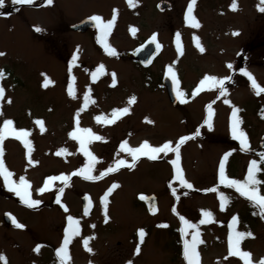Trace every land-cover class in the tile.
Here are the masks:
<instances>
[{"label":"rangeland","instance_id":"374dc122","mask_svg":"<svg viewBox=\"0 0 264 264\" xmlns=\"http://www.w3.org/2000/svg\"><path fill=\"white\" fill-rule=\"evenodd\" d=\"M160 1L164 0H52L51 4L33 0L14 5L4 0L0 8V52L4 53L0 56L4 72L0 128L11 120L15 131L27 132L31 152L21 140L6 135L0 142V159L16 185L23 178L29 198L40 203L29 207L0 176V256L5 258L0 264H60L57 250L69 227L68 216L78 222L74 227L79 232L70 239L66 264H188L184 241L191 242L196 231L202 241L196 247L197 264H244L239 256L229 254L230 232H250L251 236L241 239L240 251L250 253L251 264L264 260V218L258 207L219 180L225 154H229L226 177L241 182L255 160L260 181L256 188L264 195V148L260 146L264 91L259 97L250 93V80L243 74H251L264 89V0H166L171 9L164 13L155 7ZM190 4L197 27L185 19ZM89 16H100L105 24L112 21L104 43L116 55L105 51L98 27L79 34L71 29ZM150 35L156 36L162 50L145 71L127 53ZM167 73L176 79L183 103L180 98L173 105L167 97L162 84ZM206 76L224 81L223 95L216 81L201 86ZM209 105L211 127L205 123ZM233 111L248 150L242 151L232 137ZM37 120L42 124H36ZM84 129L101 139H90ZM74 132L78 138L70 135ZM185 136L189 139L180 144L177 166L191 189L176 179L171 163L176 151L158 153L155 160L140 154L133 166L128 148L147 142L150 147L169 143L175 149ZM82 141L95 161L81 150ZM90 163V175L99 179L74 175ZM109 167L114 171L108 172ZM61 176L70 178L67 184L50 181ZM45 182L50 187L41 193ZM113 184L118 186L102 204ZM151 194L159 205L152 215L138 202L139 196ZM221 194L227 197L223 210ZM83 196L90 197L87 214L81 205ZM204 211L212 217H204ZM5 213L22 227L4 223ZM181 216L196 226L185 228L183 236ZM233 217L237 223L230 229ZM140 230L145 233L143 243ZM85 240L91 251L86 250Z\"/></svg>","mask_w":264,"mask_h":264},{"label":"snow or ice","instance_id":"6c2138e0","mask_svg":"<svg viewBox=\"0 0 264 264\" xmlns=\"http://www.w3.org/2000/svg\"><path fill=\"white\" fill-rule=\"evenodd\" d=\"M32 2H33V0H12V3L14 5H16V4H21V5L31 4ZM193 2H194V0H193ZM48 3L51 4L52 0H48ZM130 3H131V0H130ZM3 7H4V0H0V8H3ZM235 7H236V5L234 3L233 9H235ZM261 11H264V8H261ZM191 13H192V6L190 4L188 7V14L186 15L185 19L190 21V23L193 27H197L198 24L195 21V19L192 17ZM91 20L94 21L96 23V26L101 30V36L98 37V39L101 41V43L104 44L105 51L109 55H116L115 50L110 48L106 43H104V39L107 37L109 31L111 30L112 21H109L107 24H105L102 22L100 16H92ZM113 20H115V16H113ZM36 30L40 31V29H36ZM132 31L135 32L136 30L132 29ZM155 40H156V36L153 35L152 41L155 42ZM177 46L179 49V35H177ZM197 46L199 47V44ZM157 47H159L158 44H157ZM200 50L203 51V48H201ZM2 55H4V53L0 52V56H2ZM75 59H76V57L74 56L73 60H75ZM229 67H231V65H229ZM102 69H103V66L98 68L97 72L102 71ZM169 71L170 72L172 71L171 68L169 69ZM243 74L246 75L248 77V79L252 82L253 89H255L258 93L260 91H264V89L259 88V86L256 84L255 80L252 78L251 74H249L247 72H244ZM3 78H4V72L2 70H0V79H3ZM93 79H95V74H93ZM207 81H216V77L206 76L204 78V81L201 82V86H203V84ZM216 82L220 86L221 95H223L225 92V89L223 87L224 81L219 80ZM48 83L49 82L46 80L45 86H47ZM113 83H115V74H113ZM197 91H199V89H197ZM3 94H4V90H3V88H0V98L3 97ZM69 95H72L71 89L69 90ZM177 97L181 98V103L184 102L182 99V97H183L182 92L177 91ZM85 99L87 101V96L85 97ZM134 101H135V97H133L131 100H129V104L133 103ZM225 102L227 103V101H225ZM122 111L124 113H127L128 108H124ZM117 114H118L117 112H114L113 116H117ZM211 115H212L211 105H209V120L205 121L206 124H209V127H211V124L209 123V121L211 119ZM100 119H101V117H97V120H100ZM12 124H13V122L11 120L4 121L3 127L0 128V142H2L4 140L6 135H12V136H15L17 139L21 140L24 143L25 147L29 149V152H31L30 142L26 139V137L28 136V133L25 131H15L12 128ZM36 124L41 125L42 121L37 120ZM239 124H240V121L238 119H236V112L233 111V121H232V125H231L232 137H233V139L238 140L240 142L241 150L245 151V150H248L247 149V140H246L245 133L243 131L239 130ZM77 131H80V130L77 129ZM83 131L88 133L90 139H94V140H100L101 139V137H99V136H92L90 131L87 129H84ZM198 134L199 133L197 132V135ZM70 135L73 138H78L76 132L71 133ZM188 139H189V137H187V136L182 137L180 140V143H178L176 145L175 149L170 148L169 143H165L163 145V147H150L149 144L147 142H145L139 148H134V149L128 148L127 151L132 157L133 166L135 165L137 157L140 154L148 156V158L151 160H155L157 158L158 153H164L165 155H167V153L169 151H176L177 158L175 160L171 161L172 165L175 168L176 179L179 180L180 184L183 187L191 189L193 186L184 179L182 172H181V169L177 166L178 162H179L180 144H182L184 141H186ZM120 147L122 150L125 149V144H121ZM81 150L84 151L85 155L89 157L90 161H95V157H93L92 154L90 152H88L87 149L84 147L83 141L81 142ZM61 151H65V150L62 149ZM2 155H3V152H2V149H0V156H2ZM58 155H59V153H58ZM228 155L229 154H225V157L220 161V165H219L220 183L224 184L228 187H234L236 189V191L240 193L241 196L247 197L250 201L253 202L254 205H256L258 207L259 214H260L261 218H264V195H260L258 192V189L256 188V185H258L260 183V181H258L256 179V172L258 170L257 169V162L255 160H253L251 162V164L248 168V175L243 182L238 181V180H234V179H228L225 175V161L227 160ZM261 157L264 158V153H261ZM29 163H32V161L29 160ZM124 163H125V161H123V160L119 161V164H121V165ZM91 169H92V165L90 163L87 169H81L79 172L74 173V175H83V178L86 180L99 179L100 177L90 175ZM112 171H114V169L112 167H109L108 172H112ZM12 175L13 174L5 168L4 161L2 159H0V176L3 177L5 186L10 191L15 192L16 195L20 197L21 201L24 202L25 204H27L29 207H33V206L38 205L40 203V201L32 200L29 198V192H28L29 185L27 184V182L23 178H21L19 181V186H17L16 183L11 179ZM100 175L102 177L104 175V173H101ZM57 179L63 181L65 184H67V182L70 178L67 176L51 177L50 181L57 180ZM117 186L118 185L113 184L107 190V192H105L104 197L101 201L102 204L106 203L108 195ZM49 187H50V182H45L44 186L42 188H40L39 191L41 193H43ZM63 190H64L63 188L59 189V191L61 193L63 192ZM209 191L216 192L217 189L211 188V189H209ZM173 194L175 195V191L173 192ZM141 198L143 199V197H141ZM218 198L221 201L220 207L223 210V208L225 206V201L227 200V197H225L224 195L221 194V195H219ZM56 202L58 204L60 203V196L59 195H57V197H56ZM65 211H67V208H65ZM173 211L175 212V209H173ZM85 214H87V208L85 209ZM202 215L206 218H209V219L212 217V213L208 212V211H204L202 213ZM67 219H68L69 227L65 229V236H64L63 244L57 250V256L60 258V264H66V261L68 259L67 247H68V244L70 242V239L72 238V236L76 235L79 232V228L74 227L75 225H77L78 222L72 216H68ZM180 220H181V223L185 226V227H182L180 229L182 236L185 234V228H188V229H195L196 228L195 225H192L191 223H189V221L185 220V218L183 216L180 217ZM107 222H108L107 213H105V223H107ZM205 222H206V220H204V219H202L200 221L201 224H203ZM13 223H16L14 219H13ZM236 223H237V218L233 217L232 223L229 225V228L232 229ZM16 227L20 228V227H22V225L16 223ZM251 235L252 234L250 232L249 233H245V232L232 233V232H230L229 237H228L229 254L234 255V256H239L244 261V264H251L250 253L240 251L239 244L241 242V239L245 238L246 236H251ZM144 236H145L144 231L140 230L139 237H140L141 243H143V241H144ZM198 236H199V232L196 231L192 237L191 242H189L188 240L184 241V257L187 260L188 264H197V262H198V253L196 251V247H197L198 243H202V241H200L198 239ZM84 246H85L86 250L91 251V249L88 247V240L84 241ZM36 251H39V246L37 247ZM136 251H137V254H139V252H140L139 246L137 247ZM4 259L5 258L3 256H0V261H2ZM260 264H264V260H261Z\"/></svg>","mask_w":264,"mask_h":264},{"label":"water","instance_id":"95a60500","mask_svg":"<svg viewBox=\"0 0 264 264\" xmlns=\"http://www.w3.org/2000/svg\"><path fill=\"white\" fill-rule=\"evenodd\" d=\"M171 6L168 2L164 1L158 5V9L160 11H165V9H170ZM95 27V22L90 20L83 21L79 23V25L73 27L72 29L76 32H85L90 28ZM157 42L152 41L150 39L145 43V46L142 48L137 49L134 51V53L130 54L131 57L137 59L142 65L146 66V64L150 63V61L156 56V53L159 52L160 47H157ZM159 45V44H158ZM163 85L166 87L167 90V96L169 97L172 104H176L178 101V97L175 90L174 80L171 76H166L163 80ZM250 92L254 95H259V93L253 89L252 82L249 86ZM261 146L264 147V138L262 139ZM140 201H142L146 207L149 213H155L158 210L157 205V197L155 195H151L150 197H143L140 198ZM89 198L85 197L82 199L83 208L86 209L88 207ZM4 222L8 225H13V219L10 217V215L6 214L4 215Z\"/></svg>","mask_w":264,"mask_h":264},{"label":"flooded vegetation","instance_id":"af4514ba","mask_svg":"<svg viewBox=\"0 0 264 264\" xmlns=\"http://www.w3.org/2000/svg\"><path fill=\"white\" fill-rule=\"evenodd\" d=\"M160 2H163V1H160ZM160 2H159V3H160ZM159 3L156 4V6H155L156 9H157V5H158ZM88 18H90V16H89ZM88 18H84L83 20H86V19H88ZM83 20H80L79 22H81V21H83ZM77 24H78V23H77ZM74 25H75V24H74ZM71 29H72V27H71Z\"/></svg>","mask_w":264,"mask_h":264}]
</instances>
